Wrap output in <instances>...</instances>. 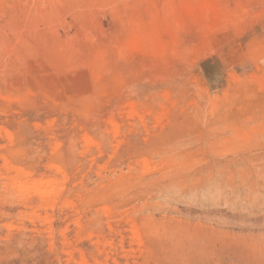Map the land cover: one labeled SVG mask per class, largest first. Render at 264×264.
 Returning <instances> with one entry per match:
<instances>
[{
	"label": "rangeland",
	"instance_id": "374dc122",
	"mask_svg": "<svg viewBox=\"0 0 264 264\" xmlns=\"http://www.w3.org/2000/svg\"><path fill=\"white\" fill-rule=\"evenodd\" d=\"M0 264H264V0H0Z\"/></svg>",
	"mask_w": 264,
	"mask_h": 264
},
{
	"label": "bare ground",
	"instance_id": "6f19581e",
	"mask_svg": "<svg viewBox=\"0 0 264 264\" xmlns=\"http://www.w3.org/2000/svg\"><path fill=\"white\" fill-rule=\"evenodd\" d=\"M18 178H22L25 174L21 172L20 170H17Z\"/></svg>",
	"mask_w": 264,
	"mask_h": 264
}]
</instances>
